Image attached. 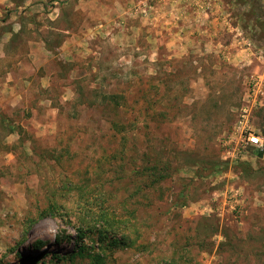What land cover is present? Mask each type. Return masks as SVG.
Returning <instances> with one entry per match:
<instances>
[{
  "label": "rangeland",
  "instance_id": "1",
  "mask_svg": "<svg viewBox=\"0 0 264 264\" xmlns=\"http://www.w3.org/2000/svg\"><path fill=\"white\" fill-rule=\"evenodd\" d=\"M0 21V264H264L243 149L264 0H0Z\"/></svg>",
  "mask_w": 264,
  "mask_h": 264
},
{
  "label": "built area",
  "instance_id": "2",
  "mask_svg": "<svg viewBox=\"0 0 264 264\" xmlns=\"http://www.w3.org/2000/svg\"><path fill=\"white\" fill-rule=\"evenodd\" d=\"M261 89V80H258L257 78L253 79L250 83V93L252 96V105H261V102H257V95H259V91ZM245 147L244 148H250L251 151H255L256 153L262 152L264 150V139L257 133L250 132L247 135H245ZM230 143H234L233 138L231 141L228 142V146H230ZM225 150V154L230 156V152L236 151L235 149Z\"/></svg>",
  "mask_w": 264,
  "mask_h": 264
},
{
  "label": "trees",
  "instance_id": "3",
  "mask_svg": "<svg viewBox=\"0 0 264 264\" xmlns=\"http://www.w3.org/2000/svg\"><path fill=\"white\" fill-rule=\"evenodd\" d=\"M116 96H112V99H113V101H114V103L116 102ZM117 103H115V105H116ZM159 177H157V179H158ZM55 230L57 231V234H56V241H58L59 239H60V230L59 229H56L55 228ZM42 241H40L39 243H38V245H37V249H40L41 248V246H42Z\"/></svg>",
  "mask_w": 264,
  "mask_h": 264
},
{
  "label": "bare ground",
  "instance_id": "4",
  "mask_svg": "<svg viewBox=\"0 0 264 264\" xmlns=\"http://www.w3.org/2000/svg\"><path fill=\"white\" fill-rule=\"evenodd\" d=\"M50 236H51V238H53L52 237V234L55 236V239L54 240H56V232H55V230H54V228H52L51 226H50Z\"/></svg>",
  "mask_w": 264,
  "mask_h": 264
},
{
  "label": "crops",
  "instance_id": "5",
  "mask_svg": "<svg viewBox=\"0 0 264 264\" xmlns=\"http://www.w3.org/2000/svg\"><path fill=\"white\" fill-rule=\"evenodd\" d=\"M0 25H3V21H0Z\"/></svg>",
  "mask_w": 264,
  "mask_h": 264
}]
</instances>
